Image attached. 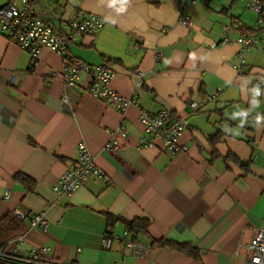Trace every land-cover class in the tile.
<instances>
[{"label": "crops", "instance_id": "1", "mask_svg": "<svg viewBox=\"0 0 264 264\" xmlns=\"http://www.w3.org/2000/svg\"><path fill=\"white\" fill-rule=\"evenodd\" d=\"M178 10L176 0H34L35 14L62 31L75 15L106 19L101 31L67 42V55L111 66L113 89L136 99L123 113L93 98L85 75L64 84V60L54 52L42 49L32 64L0 36V219L14 210L47 219L44 229L24 220L23 254L47 247L49 256L71 264H241L239 245L264 230V93L256 97L252 87L264 81V40L248 51L236 43L242 30H254L256 16L241 0H209L185 11L187 28ZM239 53L242 74L231 65ZM139 109L185 118L183 151L172 155L159 140L137 148ZM117 126L127 139L107 152ZM80 142L105 179L92 175L72 195L55 197L52 185ZM15 174L33 182V191ZM110 216L118 220L111 224ZM134 219L150 221L146 236L135 234L147 248L142 257L118 240L101 247L108 231L120 236ZM160 239L191 244L200 259L152 245Z\"/></svg>", "mask_w": 264, "mask_h": 264}, {"label": "built area", "instance_id": "2", "mask_svg": "<svg viewBox=\"0 0 264 264\" xmlns=\"http://www.w3.org/2000/svg\"><path fill=\"white\" fill-rule=\"evenodd\" d=\"M209 0H176L178 3V23L184 27H190L192 21L185 12L188 8L198 4H206ZM245 7L256 14V27L254 30H242L236 43L241 51H248L264 40V1L241 0ZM106 24V19L100 15L88 14L73 16L65 22V30L52 26L40 19L34 11V0H11L0 7V36L8 42L15 44L20 50L25 51L35 63L39 52L48 49L64 60V66L59 73L63 83L69 86L75 85L82 75L88 77L87 92L96 100L110 108H115L119 113L125 112L129 107L136 106V99L126 98L117 93L112 87V81L116 72L111 66L103 63L90 65L81 60L67 55V42L74 41L84 35H94L101 31ZM225 33H230V26H223ZM224 37L220 44H226ZM138 47V45H136ZM159 57V55H156ZM238 74L246 69L245 62L239 53V61L231 63ZM139 80L137 86L142 85V74L137 71ZM252 87L256 97L264 93V81H253ZM67 103L65 96L61 98ZM194 107L195 104H192ZM138 121L141 134L135 146L144 148L153 146L159 140L164 150L172 155L183 151L180 145V137L187 128L185 118L177 117L167 110L158 113H150L139 109ZM127 139L126 130L117 126L110 132V139L105 145L107 152H116L121 141ZM100 180L105 179V174L96 166L94 158L88 151L84 142L78 143L75 159L68 168L58 177L52 185L51 191L55 197L70 196L80 188L91 176ZM9 193L4 194L7 198ZM12 215L19 221H28V228H45L47 219L44 212L30 214L27 211L14 210ZM108 231L101 239V247L109 248L114 240L123 242L134 257L140 258L147 248L141 243L135 234L124 230L120 236L109 234ZM25 243L24 234H18L0 245V264H71L48 255L47 247L33 249L29 255L23 254L22 246ZM244 250V259L241 264H264V230H256L248 243H241ZM112 264H118L114 262ZM232 264H238L233 262Z\"/></svg>", "mask_w": 264, "mask_h": 264}, {"label": "trees", "instance_id": "3", "mask_svg": "<svg viewBox=\"0 0 264 264\" xmlns=\"http://www.w3.org/2000/svg\"><path fill=\"white\" fill-rule=\"evenodd\" d=\"M226 158L230 159L232 162L238 164L242 168H245L247 166L246 164L242 163L239 159H237L234 155L229 154ZM14 179L29 184L28 190L30 192L33 191L34 183L31 182L26 176L22 174H15ZM109 219L111 221V224L118 220L111 216L109 217ZM149 225L150 221L148 219H134L130 222H127L125 227L126 230L130 233L146 236ZM26 229L27 225L24 221L17 220L12 214L4 215L0 219V245L18 234H23ZM152 245H157L161 248H172L190 257L193 260L200 259L199 250L191 244L160 239L158 241H152Z\"/></svg>", "mask_w": 264, "mask_h": 264}, {"label": "rangeland", "instance_id": "4", "mask_svg": "<svg viewBox=\"0 0 264 264\" xmlns=\"http://www.w3.org/2000/svg\"><path fill=\"white\" fill-rule=\"evenodd\" d=\"M247 12H249L250 14H252V13H251L250 11H248V10H247ZM253 15H254V14H253ZM255 16H256V14H255ZM122 229H123V228H122L121 226H119V227L116 229V231H117V232H120Z\"/></svg>", "mask_w": 264, "mask_h": 264}]
</instances>
